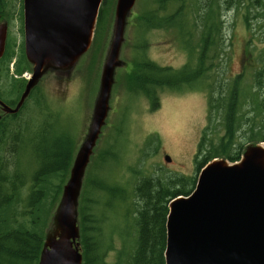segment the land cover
I'll return each instance as SVG.
<instances>
[{
  "label": "trees",
  "instance_id": "16d2710c",
  "mask_svg": "<svg viewBox=\"0 0 264 264\" xmlns=\"http://www.w3.org/2000/svg\"><path fill=\"white\" fill-rule=\"evenodd\" d=\"M115 1L103 0L91 55L101 48L103 30L107 37ZM148 1L152 7L141 13L140 28L175 30L188 53V62L175 69L157 64L144 53L127 72L128 91L146 97L152 111L159 109L160 96L166 91L205 92L208 121L198 144L196 168L200 171L207 162L220 157L239 161L245 145L237 136L244 124L247 142H264V127L255 122L256 116H250L257 108L264 112V100L260 91H254V85L243 82L244 74L228 77L231 42L225 16L235 11L250 29L255 24L261 27L264 0ZM16 6L22 16L23 0H0V17L10 18ZM143 45L147 47L146 42ZM26 70L30 67L23 50L16 59L8 38L0 60V82L4 72L6 85L0 89V98L6 103L15 105L20 98L26 81L17 76ZM254 80L264 89V60ZM38 92L33 94V111L27 103L18 114L0 119V264H38L45 231L77 150L67 126L47 109V103L42 104L43 96ZM249 99L257 106L248 115L242 103L247 104ZM133 169L130 171H139L140 177L134 186L129 184L128 190L89 171L79 205L84 264H166L169 203L191 194L197 178L178 173L147 175L142 169ZM118 202L119 213L113 218L111 211ZM98 209H104V215H98Z\"/></svg>",
  "mask_w": 264,
  "mask_h": 264
},
{
  "label": "water",
  "instance_id": "95a60500",
  "mask_svg": "<svg viewBox=\"0 0 264 264\" xmlns=\"http://www.w3.org/2000/svg\"><path fill=\"white\" fill-rule=\"evenodd\" d=\"M136 2L117 0L113 40L92 121L50 220L62 229V235L51 240L45 234L38 264H84L79 223L83 181L110 110L126 18ZM102 3L23 0L25 51L33 75L15 108L0 100L6 113L20 111L45 68L54 67L70 76L74 64L93 44ZM8 29V21H0V60ZM166 160L171 157L167 155ZM165 259L166 264H264V142L248 145L239 161L215 158L207 162L192 193L171 200Z\"/></svg>",
  "mask_w": 264,
  "mask_h": 264
},
{
  "label": "rangeland",
  "instance_id": "374dc122",
  "mask_svg": "<svg viewBox=\"0 0 264 264\" xmlns=\"http://www.w3.org/2000/svg\"><path fill=\"white\" fill-rule=\"evenodd\" d=\"M116 4L117 0L110 14V28L107 37H105L107 31L101 32V48L93 55L89 50L79 58L74 64L70 77L54 67L45 68L36 87L24 103V105L30 104L28 108L33 111L34 106L32 108L31 103L34 101L32 98L33 94H37L38 89V95L43 96L42 104L47 103L49 106L47 109L51 113H56L60 122L67 126L77 148L71 167L79 147L88 134L92 121L104 64L107 61L113 40ZM148 7H152L148 0H137L126 18L119 54L120 65L115 69L109 101L110 110L87 166L84 184L89 171L90 175L97 174L96 177L105 179L108 183H117L127 190L128 187L130 189V183L132 186L137 183L140 177L138 170L140 169L147 175L164 176L165 174L178 173L198 178L200 171L196 168V155L202 131L208 121L207 94L197 90L182 93L166 91L160 96L159 109L152 111L146 97L133 95L127 89V72L132 69L135 59L140 58L144 53L157 64L175 69L182 68L188 62V53L175 30L144 31L140 28L139 17ZM16 9L13 14L10 13V18L0 17V21H8V38L14 46L16 59L23 50L30 67V70L17 76L18 79L26 81L22 96L28 83L27 80L33 75V65L28 60L25 51L24 7L22 16L18 12L17 6ZM225 17L227 38L231 42L228 77L233 78L244 74L243 82L248 86L254 85L252 88L258 93L260 91V98L264 100V89L258 88L255 85V80L253 81L254 74L256 75L263 66L264 24L261 27L255 24L250 29L236 15L235 11L226 12ZM145 42L147 47L143 45ZM13 65L14 63L10 67L11 74L15 70ZM257 68L259 70H256ZM4 77L3 72L0 89L6 87ZM242 106L243 111L249 112V115L256 108L257 103L249 99L247 104L243 102ZM2 114L0 109V115ZM250 116L252 118L256 116L255 122L261 123L260 126L264 127V112H260L257 108L255 113L253 112ZM246 127L247 125L244 124L237 136L238 141L244 143V148L251 144H258L247 142V138L243 136V130ZM167 155L171 157V161L166 160ZM102 156L103 159L104 156L106 157L105 160L102 159ZM229 162L232 163L230 160ZM132 168L138 172H131ZM102 197L104 199V194ZM120 206L121 203L118 202L117 207L111 211L113 218L119 213ZM101 214L104 215V209H98V215L101 216ZM113 222L115 223L114 219ZM102 224L104 225V222ZM45 232L46 237L49 236L48 238H52L51 240L54 239V236L58 239L62 235V229L58 228L54 221L50 223Z\"/></svg>",
  "mask_w": 264,
  "mask_h": 264
},
{
  "label": "flooded vegetation",
  "instance_id": "af4514ba",
  "mask_svg": "<svg viewBox=\"0 0 264 264\" xmlns=\"http://www.w3.org/2000/svg\"><path fill=\"white\" fill-rule=\"evenodd\" d=\"M7 40H8V37H7ZM32 93V92H31ZM31 95V94H30ZM0 100H2L1 98H0ZM20 100V99H19ZM4 103H6L4 100H2ZM19 102V101H18ZM18 102L17 103H15V105H11V104H8V103H6L7 105H9V106H11L12 108H15L16 107V105L18 104ZM0 109H1V111L3 112V114L2 115H0V119H1V117H3V116H5V115H11V114H9V113H6L4 110H3V108L0 106ZM23 109V107L20 109V111ZM19 111V112H20ZM18 112V113H19ZM18 113H16V114H18ZM12 115H15V114H12Z\"/></svg>",
  "mask_w": 264,
  "mask_h": 264
},
{
  "label": "bare ground",
  "instance_id": "6f19581e",
  "mask_svg": "<svg viewBox=\"0 0 264 264\" xmlns=\"http://www.w3.org/2000/svg\"><path fill=\"white\" fill-rule=\"evenodd\" d=\"M114 13H115V11H114ZM114 17H115V16H114ZM23 19H24V18H23ZM23 23H24V21H23ZM30 65H31V64H30ZM13 66H14V65H13ZM12 71H13V70H12ZM25 72H26V71H25ZM27 82H28V80H27ZM25 84H26V83H25ZM16 106H17V105H16ZM23 106H24V105H23ZM23 106H22V107H23ZM11 115H12V114H11Z\"/></svg>",
  "mask_w": 264,
  "mask_h": 264
},
{
  "label": "built area",
  "instance_id": "2783aa9c",
  "mask_svg": "<svg viewBox=\"0 0 264 264\" xmlns=\"http://www.w3.org/2000/svg\"><path fill=\"white\" fill-rule=\"evenodd\" d=\"M29 77H30V76H29ZM29 77H28V78H29Z\"/></svg>",
  "mask_w": 264,
  "mask_h": 264
}]
</instances>
